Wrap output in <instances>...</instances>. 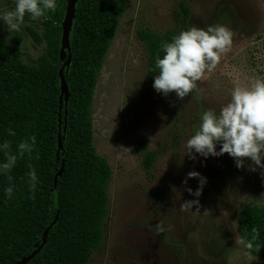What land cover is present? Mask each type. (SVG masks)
Listing matches in <instances>:
<instances>
[{
  "label": "rangeland",
  "instance_id": "1",
  "mask_svg": "<svg viewBox=\"0 0 264 264\" xmlns=\"http://www.w3.org/2000/svg\"><path fill=\"white\" fill-rule=\"evenodd\" d=\"M123 6L115 40L99 74L94 98L95 145L112 169L109 187L110 214L105 239L92 264H264V259L236 245L239 216L246 204L264 205L261 170L238 169L227 153L207 158L196 153L189 158L187 140L193 135L205 109L219 113L236 86L247 87L264 79V0H109ZM26 14L19 31L9 32L0 20V39L22 38L27 63L33 64L45 51L32 37L33 29L44 36L43 20ZM15 0H0V10H13ZM187 30L195 25H224L233 31L232 45L216 67L198 82L201 98L189 94L183 100L165 97L153 88L148 72L150 57L138 36L142 28L159 33ZM220 145L217 144V151ZM155 154L150 167L146 152ZM197 171L207 178L202 194L187 191L199 187ZM199 200L182 212L184 201ZM234 221L236 223H234ZM163 222L157 234L155 224Z\"/></svg>",
  "mask_w": 264,
  "mask_h": 264
},
{
  "label": "trees",
  "instance_id": "2",
  "mask_svg": "<svg viewBox=\"0 0 264 264\" xmlns=\"http://www.w3.org/2000/svg\"><path fill=\"white\" fill-rule=\"evenodd\" d=\"M68 4L69 0H64L65 7ZM66 9L50 11L43 20L44 36L30 30L37 43H45V51L33 64L24 59L20 36L10 43L0 39V144L10 142L11 152L18 155V144L36 136L31 158L27 153L18 157L8 174L13 178L11 198L5 194L10 186L7 175L0 172V264H16L39 246L40 252L24 264H92L105 239L113 169L95 145L93 104L99 74L124 8L109 0H76L70 63H66L70 53L64 33ZM188 23L185 17V30ZM175 35L176 30L138 31L149 53L152 83L159 74L155 59L164 55L162 42H171ZM61 68L66 77L62 109ZM9 129L15 135H10ZM154 157L153 152H146L147 167ZM4 162L0 150V164ZM29 164L38 177L34 199L27 183ZM253 228L259 235L251 253L264 259V205L246 204L241 209V236L251 239Z\"/></svg>",
  "mask_w": 264,
  "mask_h": 264
},
{
  "label": "clouds",
  "instance_id": "3",
  "mask_svg": "<svg viewBox=\"0 0 264 264\" xmlns=\"http://www.w3.org/2000/svg\"><path fill=\"white\" fill-rule=\"evenodd\" d=\"M56 7V0H15L13 10H0V20L7 25L9 32L19 31L26 14L36 20L43 17L47 10L55 11ZM233 35V31L224 25H209L207 29L193 25L173 36L171 42H162L164 55L162 58L158 55L155 59V68L159 70V74L154 77L155 91L165 97L174 92L180 100L195 93V98L200 99L202 90L198 82L205 79V73L212 71L222 55L230 50ZM230 97L219 113L212 109H205L201 113L193 135L186 142V154L195 160L196 153L205 158L227 153L234 158L238 169L245 168V159H248L251 163L247 165V170L254 172L259 168L264 177V79H254L247 87H234ZM9 134L15 135V132L9 129ZM35 144V135L22 140L18 144V155L11 152L10 142L0 144V150L6 158V162L0 164V172L7 175L10 183L5 188L9 198L14 186L11 185L13 178L8 174L16 165L18 157L22 158L27 153L31 158ZM217 144L220 145L219 151ZM28 168L27 183L34 199L38 177L32 164ZM189 178H198L199 187L195 191L189 187L187 191L199 197L207 178L197 171H190L183 181L185 185ZM193 205L197 206L195 213L199 212L198 199L184 201L180 210L188 211ZM155 229L157 234L164 232L163 222L155 224ZM252 233L251 239L240 235L235 237L236 245L243 248L244 255L249 258L253 242L259 235L256 228L252 229Z\"/></svg>",
  "mask_w": 264,
  "mask_h": 264
},
{
  "label": "water",
  "instance_id": "4",
  "mask_svg": "<svg viewBox=\"0 0 264 264\" xmlns=\"http://www.w3.org/2000/svg\"><path fill=\"white\" fill-rule=\"evenodd\" d=\"M76 0H69V4L66 9V15H65V23H64V33H65V38L67 40V43L69 45V56L66 61V63H70L72 61V53H71V19H72V14H73V8L75 5ZM60 79H61V95H60V109L63 108V103H64V95H65V87H66V77L63 71V68L60 69ZM62 119V113L60 112V121ZM61 126V125H60ZM59 142L62 145L63 140H62V130L60 127L59 131ZM64 171V166L61 168V170L57 173L56 175V182L58 179V176L62 174ZM48 232L46 233V235ZM42 246H39L37 249H35L31 254L23 257L21 260H19L16 264H24L33 257H35L41 250Z\"/></svg>",
  "mask_w": 264,
  "mask_h": 264
}]
</instances>
